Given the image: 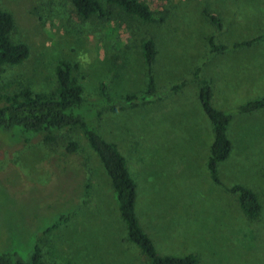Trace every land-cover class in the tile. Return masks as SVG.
I'll return each mask as SVG.
<instances>
[{
  "label": "rangeland",
  "instance_id": "1",
  "mask_svg": "<svg viewBox=\"0 0 264 264\" xmlns=\"http://www.w3.org/2000/svg\"><path fill=\"white\" fill-rule=\"evenodd\" d=\"M139 1L152 22L105 4L104 17L81 19L70 0H0L13 19L11 41L28 48L24 62L2 66L0 94L54 92L55 65L63 61L85 100L101 89L110 100L139 95L146 81L140 45L149 38L156 96L103 110L93 121L125 160L140 228L161 256L264 264V109L232 117L231 152L217 166L221 186L215 185L205 167L211 127L191 79L198 69L219 109L264 94V41L214 54L206 46L208 36L230 46L263 32L264 0ZM206 12L221 20L219 32ZM19 134L0 130V253L26 260L37 245L43 264H147L125 240L109 178L81 131L69 132L79 144L70 156L60 136L46 142ZM233 184L253 192L256 217H246L225 191Z\"/></svg>",
  "mask_w": 264,
  "mask_h": 264
},
{
  "label": "trees",
  "instance_id": "2",
  "mask_svg": "<svg viewBox=\"0 0 264 264\" xmlns=\"http://www.w3.org/2000/svg\"><path fill=\"white\" fill-rule=\"evenodd\" d=\"M70 3L74 13L81 19L104 17L105 4L143 22L149 23L153 20L148 6L139 0H70ZM204 15L216 32L222 29V22L216 15L207 12ZM12 29V16L0 8V73L2 66L19 65L28 57V48L25 44L11 41L9 34ZM261 41H264V31L249 39L233 42L230 46L216 43L214 36H208L206 46L208 52L214 54L229 49L249 48ZM140 53L146 68V81L144 90L139 95H126L117 100H110L101 89L95 100H85L81 87L71 75L70 66L58 61L54 70L56 78L54 92L36 94L28 89H21L14 93L0 94V130L16 128L23 139L41 136L46 142H53L60 136L63 150L70 156L79 150V144L69 132L74 128L79 129L88 148L95 154L109 178L116 198L118 216L124 226L125 240L137 247L147 264H196V257L193 254L179 257L157 254L151 240L140 228L135 215L136 186L127 171L125 160L116 146L102 139L93 125L94 119L103 110L132 106L137 101H147L156 96L152 76L155 56L152 40L146 38L142 41ZM191 79L198 85L199 107L209 121L212 133L205 164L206 171L210 181L221 186L217 166L225 161L231 152L232 145L227 137L229 123L233 116L263 110L264 94L227 109H219L212 103L210 84L199 76L198 69L193 71ZM182 85V82L174 84L169 87V91H176ZM63 133L66 134L62 135ZM225 191L235 196L239 209L246 217L254 218L258 215L260 205L248 188L241 184H233L225 187ZM0 264H43L40 248L34 245L26 260L14 252L0 253Z\"/></svg>",
  "mask_w": 264,
  "mask_h": 264
}]
</instances>
